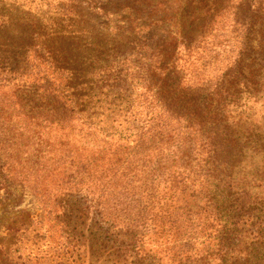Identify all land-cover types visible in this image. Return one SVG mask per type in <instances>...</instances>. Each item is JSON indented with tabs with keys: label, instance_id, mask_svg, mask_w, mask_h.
Masks as SVG:
<instances>
[{
	"label": "trees",
	"instance_id": "trees-1",
	"mask_svg": "<svg viewBox=\"0 0 264 264\" xmlns=\"http://www.w3.org/2000/svg\"><path fill=\"white\" fill-rule=\"evenodd\" d=\"M144 7L114 33L133 37L127 51L85 30L30 33L37 61L0 78V191L34 194L36 224L60 227L48 250L63 264H87L85 252L124 264L259 257L264 112L252 122V98L264 85V0H186L169 16L159 1ZM64 41L78 42L71 58Z\"/></svg>",
	"mask_w": 264,
	"mask_h": 264
},
{
	"label": "rangeland",
	"instance_id": "rangeland-1",
	"mask_svg": "<svg viewBox=\"0 0 264 264\" xmlns=\"http://www.w3.org/2000/svg\"><path fill=\"white\" fill-rule=\"evenodd\" d=\"M156 1L163 4L161 10L168 16L184 12L186 0ZM145 3L146 0H0V18L4 24L0 26L2 28L0 29V78L6 73L12 76V72L17 68V62L22 59L29 63L37 61L34 59L37 48H33L34 41L32 42L30 33L36 38L42 36L46 38L48 33L44 30L49 34L65 32L64 30L71 32L85 30L87 36L84 34L83 39L85 37H89L91 41L94 39L104 48L124 45L127 51L132 46L133 37L128 39L125 36L124 40L114 33L117 26L120 27L123 20L131 13L138 12L139 15L145 11ZM10 6L20 9L13 10ZM34 21L37 30L32 31ZM41 26L43 30L39 28ZM64 43H69L66 51L70 53L68 57L71 58L73 51L70 50L78 45V42L64 41ZM47 47L55 50L61 48L64 52L63 47L57 43H48ZM123 55V49H118L116 57L119 59ZM73 64H75L74 59L68 63L71 66ZM257 88L258 92L254 93L256 97L252 98V122H258L264 112L262 103L264 85L259 83ZM5 94L7 95V90ZM8 115L13 120L15 112L13 115L10 113ZM41 208V204L29 189L14 186L0 191V264H63L61 252L48 250V244L57 245L60 242V227H56L52 220L46 217L41 226L37 225V219L44 215ZM30 225L34 232L26 231ZM248 236L251 241V232ZM16 240L19 244L22 242L21 252H11L12 243ZM52 242L54 244H51ZM19 244L17 243L16 246ZM239 246L244 247L243 244ZM247 253L250 254L249 257L245 255ZM252 253L255 252H239L240 263L249 261V264H252V260H257L255 264H264L263 252L259 253V257L253 256V258ZM85 254L89 257L87 264H124L113 252H85ZM227 261L228 255L223 257V263L228 264Z\"/></svg>",
	"mask_w": 264,
	"mask_h": 264
}]
</instances>
